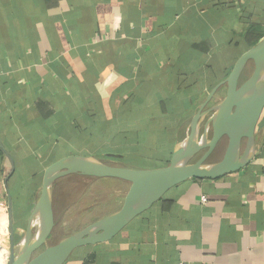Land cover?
<instances>
[{
  "label": "crops",
  "instance_id": "0c3cea01",
  "mask_svg": "<svg viewBox=\"0 0 264 264\" xmlns=\"http://www.w3.org/2000/svg\"><path fill=\"white\" fill-rule=\"evenodd\" d=\"M263 37L264 0H0V264L11 224L16 243L25 235L49 165L85 154L164 166L167 144L170 162L211 91ZM255 141L246 167L180 183L65 264L92 252L91 264H264V110Z\"/></svg>",
  "mask_w": 264,
  "mask_h": 264
},
{
  "label": "water",
  "instance_id": "95a60500",
  "mask_svg": "<svg viewBox=\"0 0 264 264\" xmlns=\"http://www.w3.org/2000/svg\"><path fill=\"white\" fill-rule=\"evenodd\" d=\"M250 62L254 63L253 72L242 80ZM221 85H227L226 95L205 109ZM263 110L264 37L239 57L227 78L211 91L193 116L186 136L178 141L167 165L135 168L108 164L85 154L67 155L49 165L45 171L40 198L19 243L15 242L14 227L11 224V254L7 264H65L76 249L113 239L137 216L150 209L180 183L194 178L217 179L246 167L256 153V128ZM210 112L213 133L209 139L208 134L203 133L204 141H201L200 122ZM224 137L228 138V144L222 158L208 162L209 156ZM204 149L206 151L200 158L191 161ZM70 174L116 178L128 182L129 188L118 210L39 251L46 245L56 225L52 186L56 180ZM38 214L42 221L40 232L35 224Z\"/></svg>",
  "mask_w": 264,
  "mask_h": 264
},
{
  "label": "rangeland",
  "instance_id": "374dc122",
  "mask_svg": "<svg viewBox=\"0 0 264 264\" xmlns=\"http://www.w3.org/2000/svg\"><path fill=\"white\" fill-rule=\"evenodd\" d=\"M253 69L254 63L250 62L246 70V75L248 74V76H250L253 72ZM216 99L219 100L220 96H218ZM211 114L212 112L208 113L201 120L199 135H203V126L206 122V119ZM210 137L211 136H209V138ZM81 144V142L79 144L74 142L71 145L72 148L68 146V149L75 151L79 150V148H83V150L92 151L90 146H82ZM227 144L228 138L224 137L220 145L214 149L215 153H212L213 156H211L212 154L209 156L208 162L220 160L224 154ZM205 151L206 149L197 153L196 156L191 159V161H195L200 158ZM103 161L108 164L120 165L118 161L113 159H105ZM22 173L24 174V172L21 171L20 175ZM73 175L75 176L72 178L71 176H68L67 178H59L52 186V196L57 223L46 245H44L39 251L43 250L46 246L58 243L64 237L79 231L88 224L94 222V220L96 221L97 218L99 219L114 212L116 209H119L123 203V198H125L124 192H126V190L129 188V183L126 181L117 182L113 187L111 184L109 185L98 182L94 178H88L87 176H82L80 174ZM115 187L121 188L123 190L121 191L123 195L118 198V201L116 199L114 204H108V206L105 208L95 205V203L99 200H104L106 202V199L110 200L113 198L111 193ZM75 251H78V249Z\"/></svg>",
  "mask_w": 264,
  "mask_h": 264
},
{
  "label": "trees",
  "instance_id": "16d2710c",
  "mask_svg": "<svg viewBox=\"0 0 264 264\" xmlns=\"http://www.w3.org/2000/svg\"><path fill=\"white\" fill-rule=\"evenodd\" d=\"M247 70V69H246ZM246 70H245V72H244V74H243V79H246V78H248L249 76H248V74L246 75ZM247 76V77H246ZM186 130L187 129H184V131H183V133L181 134V136H180V140H182L184 137H185V135H186ZM173 147H174V142H170V143H168L167 144V146H166V154H168V155H164V158H162V159H157V162H158V165H166V164H168L169 163V158H170V154H171V152H172V149H173ZM93 156V155H92ZM132 157H131V159L132 160H136V161H134V162H144L143 160H144V157H142V156H140V155H136V154H132L131 155ZM96 157V156H95ZM95 179V178H94ZM96 181H98V182H101V183H106V184H111V185H113V187H114V185H116V183L117 182H124L123 180H120V179H116V178H96L95 179ZM116 188V187H115ZM114 188V189H115ZM113 191V190H112ZM112 199V198H111ZM110 199V200H111ZM110 200H108V199H106V202L103 200V201H101V200H99L98 202H96L95 203V205H97L98 207H101V208H105V207H107L108 206V204H109V202H110ZM94 206V205H93ZM98 219V218H97ZM96 219V220H97ZM95 221V220H94ZM96 245V244H95ZM90 246H93V245H87V246H83V247H80V248H84V247H90ZM93 247H96L95 249H97L98 250V248L100 247L99 246V243L96 245V246H93ZM98 247V248H97ZM79 248V249H80ZM95 258H96V255H95V253L94 252H92V253H89V254H87L86 256H85V264H91L92 262H94V260H95Z\"/></svg>",
  "mask_w": 264,
  "mask_h": 264
},
{
  "label": "bare ground",
  "instance_id": "6f19581e",
  "mask_svg": "<svg viewBox=\"0 0 264 264\" xmlns=\"http://www.w3.org/2000/svg\"><path fill=\"white\" fill-rule=\"evenodd\" d=\"M201 128V127H200ZM203 133H205V134H208V138L207 139H209V136H212V133H213V127H212V120H211V116L210 117H208L207 119H206V122H205V124H204V126H203ZM204 135V134H203ZM203 135H199V139L201 140V141H204V138H203ZM203 139V140H202ZM199 140V141H200ZM183 145H185V144H183ZM182 145V146H183ZM35 224H36V226H37V228H38V232H40V228H41V225H42V221H41V217H40V215L38 214L37 216H36V218H35ZM37 232V233H38Z\"/></svg>",
  "mask_w": 264,
  "mask_h": 264
},
{
  "label": "built area",
  "instance_id": "2783aa9c",
  "mask_svg": "<svg viewBox=\"0 0 264 264\" xmlns=\"http://www.w3.org/2000/svg\"><path fill=\"white\" fill-rule=\"evenodd\" d=\"M203 200L205 201L206 200V197H203ZM178 264H189L188 262H186V261H181L180 263H178Z\"/></svg>",
  "mask_w": 264,
  "mask_h": 264
},
{
  "label": "flooded vegetation",
  "instance_id": "af4514ba",
  "mask_svg": "<svg viewBox=\"0 0 264 264\" xmlns=\"http://www.w3.org/2000/svg\"><path fill=\"white\" fill-rule=\"evenodd\" d=\"M223 141V138L221 139V141L219 142V144L217 146L220 145V143ZM215 153V151L213 152V154ZM213 154L211 156H213ZM217 161V160H216Z\"/></svg>",
  "mask_w": 264,
  "mask_h": 264
}]
</instances>
